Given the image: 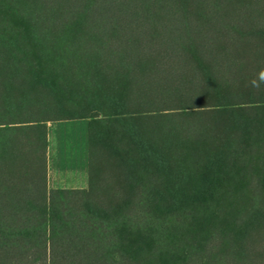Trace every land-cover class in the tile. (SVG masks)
Segmentation results:
<instances>
[{
  "label": "trees",
  "instance_id": "trees-1",
  "mask_svg": "<svg viewBox=\"0 0 264 264\" xmlns=\"http://www.w3.org/2000/svg\"><path fill=\"white\" fill-rule=\"evenodd\" d=\"M0 264H264V0H0Z\"/></svg>",
  "mask_w": 264,
  "mask_h": 264
},
{
  "label": "crops",
  "instance_id": "crops-1",
  "mask_svg": "<svg viewBox=\"0 0 264 264\" xmlns=\"http://www.w3.org/2000/svg\"><path fill=\"white\" fill-rule=\"evenodd\" d=\"M89 121H46L47 188H90Z\"/></svg>",
  "mask_w": 264,
  "mask_h": 264
}]
</instances>
